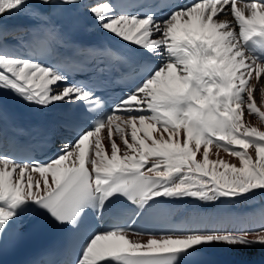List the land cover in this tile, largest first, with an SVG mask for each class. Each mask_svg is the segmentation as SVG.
Segmentation results:
<instances>
[{
	"label": "snow or ice",
	"instance_id": "1",
	"mask_svg": "<svg viewBox=\"0 0 264 264\" xmlns=\"http://www.w3.org/2000/svg\"><path fill=\"white\" fill-rule=\"evenodd\" d=\"M157 7L169 10L158 17ZM22 8L36 12L37 31L28 34L37 40L61 31L52 10L83 8L99 28L158 62L105 110L92 87L0 46V91L38 108L74 105L86 119L96 117L70 128L46 161L17 159L0 146V242L28 215L79 230L86 211L102 217L123 198L131 205L126 225L86 234L68 264H180L215 243L264 247V227L133 239L142 235L133 226L165 198L218 201L264 191V130L247 119H264L254 98L264 93V0H161L140 10L114 0H0V17ZM213 148L238 163L218 152L211 158Z\"/></svg>",
	"mask_w": 264,
	"mask_h": 264
},
{
	"label": "bare ground",
	"instance_id": "2",
	"mask_svg": "<svg viewBox=\"0 0 264 264\" xmlns=\"http://www.w3.org/2000/svg\"><path fill=\"white\" fill-rule=\"evenodd\" d=\"M82 2L86 3L87 0H82ZM244 2H248V0H244ZM57 12H64L66 16L76 18L80 21V23L88 26L99 34L102 33L115 38L99 28L94 19L89 16L83 8L55 9L52 10L51 16L54 23L59 26L61 31L51 38L46 35L44 37H47L54 43L56 55L58 57L64 52V42L66 36L64 32L65 24L58 20L59 16L57 15ZM35 16L36 12L33 10L29 8H22L19 13H13L11 15H4L0 17V25L3 26V34L0 35V46L9 52L24 55L27 47L29 45H33L35 42L34 35L28 34L29 32L34 34L37 31L36 25L38 21L34 19ZM23 27L25 28L22 29ZM8 38H11V40H6ZM144 56L158 62V59L155 57ZM252 83H256V81L253 79ZM260 86L264 87V84ZM4 93L14 99L18 104L32 105L25 103L23 100L12 95L10 92ZM254 98L256 99L257 105L264 110V93L254 91ZM64 106H56L49 109L58 110ZM247 119H249L252 126L257 127L260 130H264V119L258 117V115L247 117ZM216 152H218L219 156L223 157L225 160L238 163L237 158L225 153L222 148H213L210 152V157L216 158L214 155ZM172 211L178 215V217L186 218L187 223L193 229H215L229 232L249 231L255 233L259 231L261 227H264V191H259L257 194L252 196L251 194H248L243 199L222 198L218 201H201L195 198L174 199V202L172 203ZM33 220V216H26L20 220L19 223L22 226H25ZM146 238L147 236H133V239ZM198 251L211 256L221 257L227 264H264V247L259 245L244 248L231 247L223 243H215L202 247Z\"/></svg>",
	"mask_w": 264,
	"mask_h": 264
},
{
	"label": "rangeland",
	"instance_id": "3",
	"mask_svg": "<svg viewBox=\"0 0 264 264\" xmlns=\"http://www.w3.org/2000/svg\"><path fill=\"white\" fill-rule=\"evenodd\" d=\"M24 28H25V27H23L22 29H24ZM7 33H8V32H7ZM258 192H259V190L252 192V193H251V196L257 194ZM249 195H250V194H249Z\"/></svg>",
	"mask_w": 264,
	"mask_h": 264
}]
</instances>
